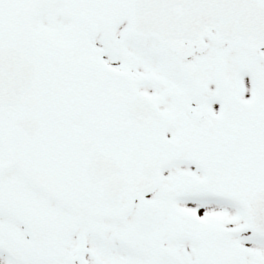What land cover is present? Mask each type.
<instances>
[{"label": "snow or ice", "instance_id": "1", "mask_svg": "<svg viewBox=\"0 0 264 264\" xmlns=\"http://www.w3.org/2000/svg\"><path fill=\"white\" fill-rule=\"evenodd\" d=\"M0 264H264V0H0Z\"/></svg>", "mask_w": 264, "mask_h": 264}]
</instances>
